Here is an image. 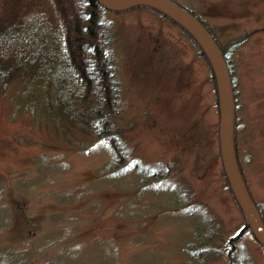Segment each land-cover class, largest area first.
Returning a JSON list of instances; mask_svg holds the SVG:
<instances>
[{
  "label": "rangeland",
  "instance_id": "rangeland-1",
  "mask_svg": "<svg viewBox=\"0 0 264 264\" xmlns=\"http://www.w3.org/2000/svg\"><path fill=\"white\" fill-rule=\"evenodd\" d=\"M54 1L35 2L53 16ZM176 1L227 52L238 161L264 218V0ZM104 17L125 169L98 135L51 116L44 83L0 84V264H264L226 176L208 59L155 9Z\"/></svg>",
  "mask_w": 264,
  "mask_h": 264
},
{
  "label": "trees",
  "instance_id": "trees-1",
  "mask_svg": "<svg viewBox=\"0 0 264 264\" xmlns=\"http://www.w3.org/2000/svg\"><path fill=\"white\" fill-rule=\"evenodd\" d=\"M35 1L0 0V84L16 78L44 83L51 92V116L63 126L71 123L98 135L111 148L110 167L123 171L127 150L116 130L120 86L111 46L113 31L104 17L107 9L98 0H55L56 12L51 16ZM182 6L211 33L228 65L226 50L206 22ZM246 227L252 231L248 219Z\"/></svg>",
  "mask_w": 264,
  "mask_h": 264
},
{
  "label": "water",
  "instance_id": "water-1",
  "mask_svg": "<svg viewBox=\"0 0 264 264\" xmlns=\"http://www.w3.org/2000/svg\"><path fill=\"white\" fill-rule=\"evenodd\" d=\"M110 10H126L135 6H149L171 17L184 27L198 42L209 59L217 81L221 120V154L230 186L244 211L249 225L264 246V220L253 200L242 171L235 147V100L232 81L224 55L206 27L185 7L173 0H98Z\"/></svg>",
  "mask_w": 264,
  "mask_h": 264
},
{
  "label": "bare ground",
  "instance_id": "bare-ground-1",
  "mask_svg": "<svg viewBox=\"0 0 264 264\" xmlns=\"http://www.w3.org/2000/svg\"><path fill=\"white\" fill-rule=\"evenodd\" d=\"M244 212V211H243Z\"/></svg>",
  "mask_w": 264,
  "mask_h": 264
}]
</instances>
